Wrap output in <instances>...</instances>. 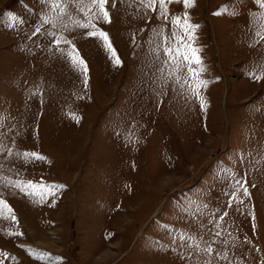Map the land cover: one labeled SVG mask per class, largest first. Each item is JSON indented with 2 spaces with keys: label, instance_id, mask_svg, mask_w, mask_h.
I'll list each match as a JSON object with an SVG mask.
<instances>
[{
  "label": "rangeland",
  "instance_id": "374dc122",
  "mask_svg": "<svg viewBox=\"0 0 264 264\" xmlns=\"http://www.w3.org/2000/svg\"><path fill=\"white\" fill-rule=\"evenodd\" d=\"M56 2L64 13L0 0V264H264V9L172 0L164 19L158 3L110 0L111 22L94 23L114 66L73 26L76 0ZM185 14L198 95L165 54Z\"/></svg>",
  "mask_w": 264,
  "mask_h": 264
},
{
  "label": "snow or ice",
  "instance_id": "6c2138e0",
  "mask_svg": "<svg viewBox=\"0 0 264 264\" xmlns=\"http://www.w3.org/2000/svg\"><path fill=\"white\" fill-rule=\"evenodd\" d=\"M54 6L57 8H60L61 13H64L65 9L61 8L60 4L56 2V0H53ZM110 0H76V6L78 10L83 13V15L86 17V22H81L80 20H73V26L78 28H91L92 31H89L87 34L89 36L98 37L104 42V46L107 50L111 53V58L113 59L114 66H118L120 64L119 58L116 56L115 51L112 49L111 43L108 38V34L102 30H99L96 28V24L94 21L103 20L105 23H110L111 19L109 16V12L107 10V6L109 5ZM172 2V0H140V3L145 7L149 9L155 10V5L158 3L159 7L161 9V16L164 19H167V4ZM256 4L261 8L264 9V0H255ZM185 8L191 7L193 0H183ZM114 6V5H113ZM219 14V13H216ZM259 18L261 20H264V12H261L259 14ZM45 23H48V19L46 18ZM172 24L174 27H178L182 30L183 36L177 35L175 32L173 33V36L176 39L177 47L175 49L168 48L165 50V54L170 57V59L176 61V68L179 69L182 66V62L184 65L188 68V74L193 80V83L189 85L194 95H198V89L202 86H206V82L199 79L200 72L203 71V68H197L194 69L192 67L193 64L200 65L201 61L198 55L196 53L198 52V49L191 47L190 44H184L183 39L184 37H187L188 40L194 39L193 33L195 29L198 27L196 25H192L189 23V19L187 15L183 18L181 17H173L172 18ZM261 29L264 30V24L261 25ZM39 31V29H37ZM260 34L259 32L257 33ZM63 37L58 38L59 40H63ZM65 43H70L69 41L65 40ZM69 58L71 59V62L73 66L79 65L82 72L87 73V67L85 65V62L79 57V54L75 51L74 47L71 51L68 53ZM85 85H87V79L85 78ZM202 106H203V102ZM25 157H31L32 159H38L42 160L44 159L41 157L38 153L32 152V153H24ZM0 179H3L0 177ZM7 184L13 185L14 187L18 188L20 191L25 192V194L29 195H35L36 190L44 187L43 185L36 184L32 181H16L13 184V181L8 180ZM63 187V186H58ZM245 195H247V189L244 190ZM7 209L9 212H11V209L9 206L5 203V201L0 200V216L3 215V210ZM227 215V213H225ZM12 220H15V216H11ZM223 219V217H221ZM219 235V233H217ZM206 251L209 253L212 251L211 247L207 248ZM227 259V257H224Z\"/></svg>",
  "mask_w": 264,
  "mask_h": 264
}]
</instances>
